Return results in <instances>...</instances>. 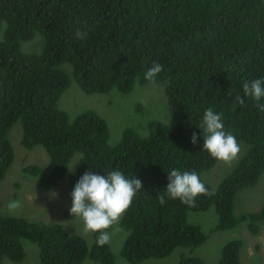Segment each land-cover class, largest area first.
<instances>
[{
  "label": "trees",
  "instance_id": "1",
  "mask_svg": "<svg viewBox=\"0 0 264 264\" xmlns=\"http://www.w3.org/2000/svg\"><path fill=\"white\" fill-rule=\"evenodd\" d=\"M78 30L86 37L77 39ZM0 32V181L15 161L9 134L20 122L22 144L43 146L49 154L47 163L23 168L46 190L67 179L71 196L90 170L105 176L120 170L142 182L120 222L129 231L122 254L130 263L162 258L178 247L193 251L208 234L188 213L213 205L216 230L250 221L252 233L260 231L255 221L264 220V206L239 218L234 208L239 190L256 185L264 172V112L256 106L264 98L256 101L242 87L264 78V0H0ZM38 35L44 38L41 50L26 51L24 44ZM153 63L163 65L155 82L175 111L167 120L152 117L125 127L116 143L99 112L85 109L72 119L59 105L72 80L86 93H130L150 82L145 73ZM236 95L244 105L234 104ZM209 107L221 115L226 133L248 145L216 188L202 176L218 161L202 147L200 126ZM172 169L195 171L216 194L198 196L193 207L178 199L160 205L157 196ZM97 237L90 245L59 223L33 222L0 207V264L25 259L24 238L38 245L41 264H115L110 243L98 246ZM242 247L241 239L230 240L216 264H242ZM179 264L208 263L184 255Z\"/></svg>",
  "mask_w": 264,
  "mask_h": 264
},
{
  "label": "rangeland",
  "instance_id": "2",
  "mask_svg": "<svg viewBox=\"0 0 264 264\" xmlns=\"http://www.w3.org/2000/svg\"><path fill=\"white\" fill-rule=\"evenodd\" d=\"M3 32H0V40ZM44 38L38 35L24 44L26 51L38 52L41 50ZM40 48V49H39ZM168 97L162 86L156 82L146 85H137L130 93L116 92L115 89L106 93H86L72 80L71 86L62 95L59 105L67 110L73 119L85 109H93L103 115L110 125V141L116 143L122 136L125 127L144 124L152 117L167 120L175 111V106L167 100ZM141 102L143 114L137 112ZM137 111V112H136ZM141 125V126H142ZM143 131V128L141 129ZM22 125L16 123L10 130L9 139L15 149V161L4 180L0 181V207L4 214L22 216L33 222L47 224L59 223L69 233L82 235L88 242L93 243L94 234L83 232V223L79 218L70 214L72 206L68 180L65 179L56 189L46 190L37 177L25 176L23 168L29 164L43 165L49 161V154L43 146L28 149L21 142ZM239 156L231 165L216 161L215 165L202 174L204 181L216 188L225 175L239 163L248 145L240 143ZM78 154L74 157L70 171H73L79 161ZM237 163V164H236ZM12 200H19L21 207L15 212H10L7 204ZM264 206V172L258 183L254 186L244 187L237 193L234 214L241 217L244 213L257 212ZM189 221L199 225L208 238L193 251L188 247H178L170 255L155 258L151 257L138 264H179L181 258L197 256L204 259L205 263L216 264L221 257L222 250L227 242L241 239L242 264H264V220L255 221L260 227L257 234L249 229L250 221H241L233 228L216 230L219 215L216 206L208 210L191 211L188 213ZM122 220V218H121ZM112 229L110 245L115 256V264L130 263L122 254V248L129 231L121 227L120 222ZM26 257L22 262H14L5 258L2 264H41L39 247L30 239H22ZM89 245V246H90ZM85 264H100L91 259H86Z\"/></svg>",
  "mask_w": 264,
  "mask_h": 264
},
{
  "label": "clouds",
  "instance_id": "3",
  "mask_svg": "<svg viewBox=\"0 0 264 264\" xmlns=\"http://www.w3.org/2000/svg\"><path fill=\"white\" fill-rule=\"evenodd\" d=\"M85 32L77 31L76 38L83 39ZM163 71V65L153 63L145 73V79L155 82L156 77ZM244 94L260 101L264 98V78H256L244 82ZM235 105H244V98L236 95ZM259 111L264 112V104L256 105ZM200 129L203 130V149L213 158L231 165L241 151L240 143L235 136L224 131L221 115L209 107L205 110ZM191 142H197L194 132ZM73 168V167H72ZM71 168V169H72ZM70 169V168H69ZM70 169V170H71ZM168 183L165 191L157 196L160 205L169 199H178L181 203L193 207L198 196H214L215 189H209L195 171H180L172 169L168 172ZM142 189V182L134 177L128 178L120 170H112L107 175H99L93 171H86L77 181L71 193L72 206L70 214L79 218L83 223L85 234L98 233L96 243L105 246L110 243L109 229L119 223L121 218L132 206L133 199ZM21 207L19 200H12L7 204L10 212Z\"/></svg>",
  "mask_w": 264,
  "mask_h": 264
}]
</instances>
